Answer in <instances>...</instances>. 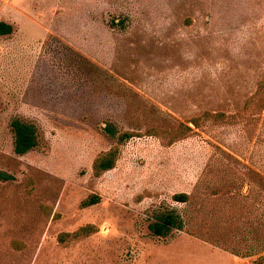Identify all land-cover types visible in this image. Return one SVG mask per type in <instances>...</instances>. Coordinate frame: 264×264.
Wrapping results in <instances>:
<instances>
[{"label": "rangeland", "instance_id": "1", "mask_svg": "<svg viewBox=\"0 0 264 264\" xmlns=\"http://www.w3.org/2000/svg\"><path fill=\"white\" fill-rule=\"evenodd\" d=\"M0 22V264L264 260V118L246 104L264 0H0ZM15 119L37 129L23 156ZM125 131L139 136L94 177ZM169 212L182 228L155 236Z\"/></svg>", "mask_w": 264, "mask_h": 264}, {"label": "trees", "instance_id": "2", "mask_svg": "<svg viewBox=\"0 0 264 264\" xmlns=\"http://www.w3.org/2000/svg\"><path fill=\"white\" fill-rule=\"evenodd\" d=\"M11 32V26L0 22V35H8ZM247 105H255L259 113H263L264 118V76L259 81L255 93L246 102ZM188 123L194 127H198V118L191 119ZM11 132L13 135V152L17 156H23L37 146V129L35 125L15 119L10 124ZM191 128L187 125H180L179 128L170 133L169 143H172L175 139L185 135ZM139 136L136 133L125 131L117 137V146L110 150L99 154L92 163V173L94 177H99L103 173L112 170L117 162L119 154V146L127 140ZM172 199L178 203H184L187 201L188 196L186 194H175ZM100 197L97 195H90L80 203L81 208H86L95 205L99 202ZM152 232L155 236H164L172 228L177 230L182 228V222L174 212H169L163 216L160 223L152 225ZM96 232V229L87 225L77 229L72 233H65L58 237V241L61 243L73 241L78 238L88 237ZM256 264H264V260H256Z\"/></svg>", "mask_w": 264, "mask_h": 264}]
</instances>
